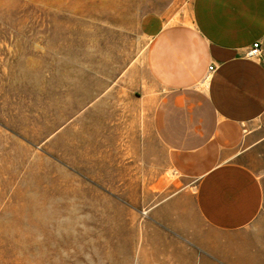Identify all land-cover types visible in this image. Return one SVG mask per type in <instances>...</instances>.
<instances>
[{"label": "rangeland", "instance_id": "1", "mask_svg": "<svg viewBox=\"0 0 264 264\" xmlns=\"http://www.w3.org/2000/svg\"><path fill=\"white\" fill-rule=\"evenodd\" d=\"M167 1L0 0V264H129L157 224L179 181L155 140L146 154L149 104L124 86L139 20ZM105 137L132 151L112 186L97 176Z\"/></svg>", "mask_w": 264, "mask_h": 264}, {"label": "crops", "instance_id": "2", "mask_svg": "<svg viewBox=\"0 0 264 264\" xmlns=\"http://www.w3.org/2000/svg\"><path fill=\"white\" fill-rule=\"evenodd\" d=\"M138 26L144 50L124 87L142 91L146 154L155 140L179 188L129 264H264V0H168ZM112 146L99 138L105 186L131 169Z\"/></svg>", "mask_w": 264, "mask_h": 264}, {"label": "built area", "instance_id": "3", "mask_svg": "<svg viewBox=\"0 0 264 264\" xmlns=\"http://www.w3.org/2000/svg\"><path fill=\"white\" fill-rule=\"evenodd\" d=\"M261 45L258 42L253 43V45L247 50L246 57L249 59H256L260 56Z\"/></svg>", "mask_w": 264, "mask_h": 264}, {"label": "bare ground", "instance_id": "4", "mask_svg": "<svg viewBox=\"0 0 264 264\" xmlns=\"http://www.w3.org/2000/svg\"><path fill=\"white\" fill-rule=\"evenodd\" d=\"M102 237V236H101ZM103 238V237H102ZM69 254V253H68ZM99 263L98 264H101L100 260L98 261ZM40 263L43 264V261L40 260Z\"/></svg>", "mask_w": 264, "mask_h": 264}]
</instances>
